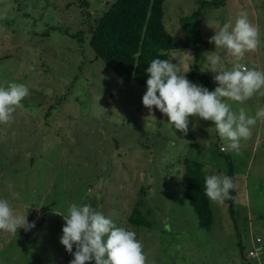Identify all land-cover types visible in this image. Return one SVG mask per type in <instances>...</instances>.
<instances>
[{
	"label": "rangeland",
	"instance_id": "obj_1",
	"mask_svg": "<svg viewBox=\"0 0 264 264\" xmlns=\"http://www.w3.org/2000/svg\"><path fill=\"white\" fill-rule=\"evenodd\" d=\"M114 1L0 0V87L23 83L30 92L15 119L0 124V199L38 221L26 236L23 228L14 235L0 231V264H70L74 257L60 243L65 221L58 213L67 215L73 203L91 204L118 227L135 231L155 264H264V120L241 141L240 155L227 152L237 175L235 217L228 199L211 202L213 224L200 227L184 197L183 175L190 159L202 164L205 177L227 175L218 151L228 142L212 121L190 118L185 134L158 109L150 114L142 103L147 87L121 79L96 55L92 28ZM199 1H165L164 22L175 42L187 41L180 19ZM241 11L258 26L260 46L237 61L209 38L215 28L234 24ZM196 28L207 41L198 66L215 87L217 73L207 70L210 54L221 56L225 70L243 63L264 71V0H227L203 9ZM64 30L83 32L84 42ZM167 54L189 70L190 81L203 85L191 74L194 45ZM225 100L234 112L244 108L251 116L264 107L258 93L243 104ZM135 208L149 224L130 221ZM256 236L263 240L260 253L246 257Z\"/></svg>",
	"mask_w": 264,
	"mask_h": 264
},
{
	"label": "clouds",
	"instance_id": "obj_2",
	"mask_svg": "<svg viewBox=\"0 0 264 264\" xmlns=\"http://www.w3.org/2000/svg\"><path fill=\"white\" fill-rule=\"evenodd\" d=\"M209 43H214L216 49H226L238 61L246 52L259 48L260 30L249 20L247 12L241 11L234 24L229 21L219 30L215 28ZM206 59L207 70L217 73L214 80L218 86L214 91L190 81L186 76L189 70L182 71L178 63L156 58L146 68L147 90L142 103L152 115L154 109L165 114L169 124L185 134L189 131L190 118L214 122L220 138L228 142L222 144L221 151L234 150L240 155L241 141L251 139L252 127L258 120H264V107L258 108L255 116L248 115L244 108L237 113L225 98L243 104L257 93L264 95V71L250 69L243 63H234L230 70H225L217 54H210ZM29 94V87L23 83L12 82L0 87V124H10L15 119L14 113ZM235 188L233 178L228 175L205 177V195L213 203L223 204ZM14 197L20 199V194L14 193ZM58 214L65 221L60 243L74 257L70 264H91L92 261L95 264H155L147 260L135 231L118 227L91 204L73 203L67 215ZM33 227L34 222L17 214L7 199H0V231L14 235L18 229L27 231Z\"/></svg>",
	"mask_w": 264,
	"mask_h": 264
},
{
	"label": "trees",
	"instance_id": "obj_3",
	"mask_svg": "<svg viewBox=\"0 0 264 264\" xmlns=\"http://www.w3.org/2000/svg\"><path fill=\"white\" fill-rule=\"evenodd\" d=\"M165 1L115 0L98 19L96 26L92 28L90 45L96 55L103 59L121 79L135 80L147 87L146 68L153 59H169L167 52L173 49H185L192 44L195 49V59L191 74L192 76L198 75L203 86L214 91L216 87L198 66L207 41L203 39L200 30L196 27L203 9L219 8L227 0H200L196 10L187 16H182L180 22L187 33V41L184 43L175 42L173 35L165 26ZM81 2L87 4L86 0H81ZM64 33L77 39L80 43L84 42L83 32L72 34L68 30H64ZM218 154L227 160V175L232 177L236 184V188L230 190L231 198L228 199L231 215L234 218V204L237 195L235 165L231 156L227 152L221 151V148ZM201 166L202 164L194 159L188 160L183 175V185L186 188L184 197L197 213L200 227L210 229L214 221V213L211 201L205 195V176L200 171ZM130 221L135 225L149 224L147 220L141 218V212L137 208L133 210ZM259 237L254 238L255 246L259 245L256 242ZM239 246L243 251L244 246L241 240ZM245 256L252 257L248 252Z\"/></svg>",
	"mask_w": 264,
	"mask_h": 264
},
{
	"label": "built area",
	"instance_id": "obj_4",
	"mask_svg": "<svg viewBox=\"0 0 264 264\" xmlns=\"http://www.w3.org/2000/svg\"><path fill=\"white\" fill-rule=\"evenodd\" d=\"M256 242L257 244L260 245L262 243V238L259 237ZM259 245L258 246L254 245V247L250 248L248 254L251 255L252 257L258 256V254L260 253Z\"/></svg>",
	"mask_w": 264,
	"mask_h": 264
},
{
	"label": "water",
	"instance_id": "obj_5",
	"mask_svg": "<svg viewBox=\"0 0 264 264\" xmlns=\"http://www.w3.org/2000/svg\"><path fill=\"white\" fill-rule=\"evenodd\" d=\"M116 146H118L117 141H116ZM28 221H29L30 223H32V220H31L30 218L28 219ZM27 231H28V230H27ZM27 231H26L25 229H23L21 233H22L24 236H26Z\"/></svg>",
	"mask_w": 264,
	"mask_h": 264
},
{
	"label": "flooded vegetation",
	"instance_id": "obj_6",
	"mask_svg": "<svg viewBox=\"0 0 264 264\" xmlns=\"http://www.w3.org/2000/svg\"><path fill=\"white\" fill-rule=\"evenodd\" d=\"M29 217L31 218L32 222H34L35 225L38 224V221H36L35 218H33V217H31V216H29ZM29 217H28L27 219H29Z\"/></svg>",
	"mask_w": 264,
	"mask_h": 264
}]
</instances>
